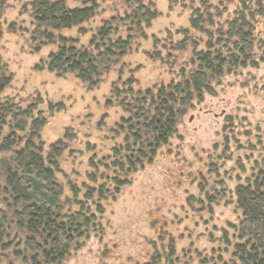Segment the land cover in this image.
I'll list each match as a JSON object with an SVG mask.
<instances>
[{
    "label": "rangeland",
    "instance_id": "374dc122",
    "mask_svg": "<svg viewBox=\"0 0 264 264\" xmlns=\"http://www.w3.org/2000/svg\"><path fill=\"white\" fill-rule=\"evenodd\" d=\"M31 1L8 0L1 20L0 56L13 76L2 98L12 99L22 109L41 102L35 114L47 121L41 132L45 152L62 142L57 178L64 187V199L72 198L71 186L80 190L78 200L83 202L84 186L97 192L104 185L108 193L104 200L95 194L87 201L100 204L103 214L97 216L96 229L62 264H149L155 255L162 257L161 264H230L234 246L240 243L237 230L242 220L235 193L254 182L264 160V11L251 21L256 40L252 61L233 69L192 103L176 135L152 163L119 177L110 164L114 150L124 145L117 125L127 115L121 108L108 106L114 100L113 85L122 87L133 80L135 91H146L179 82L196 53L206 50L208 35L216 39L227 22L241 12L248 14L246 6L254 11L255 3L144 0L143 5L151 6L157 17L137 36L119 65L89 90L74 75L58 77L36 69L57 46L35 51ZM66 1L70 8L82 6V2ZM95 1L98 10L93 20L58 35L87 47L104 22L130 13L126 0ZM204 2L210 6L212 20L205 27L208 35L191 29V20ZM11 24H15L14 34L8 31ZM186 32L194 43L176 51V43L188 38ZM0 132L5 136L8 129ZM102 162L111 168L104 172L100 167L102 174L92 183L89 175L96 172L92 163ZM118 178L124 182L122 187L108 182Z\"/></svg>",
    "mask_w": 264,
    "mask_h": 264
},
{
    "label": "trees",
    "instance_id": "16d2710c",
    "mask_svg": "<svg viewBox=\"0 0 264 264\" xmlns=\"http://www.w3.org/2000/svg\"><path fill=\"white\" fill-rule=\"evenodd\" d=\"M73 1L82 2V6L70 8L66 0H32L28 4L35 25L31 41L38 44L35 51L46 45L57 46L56 52L41 62L43 67L38 65L36 69H46L58 77L74 75L92 90L129 54L134 40L150 26L157 13L151 6H144V0H126V11L130 13L104 22L84 47L77 40L58 34L90 22L97 16L98 8L95 0ZM7 2L0 0V38ZM251 2L255 3L254 11L246 6L248 14L241 12L227 22L216 39L205 31L212 20L210 6L202 3L191 20V29L208 35L206 50L196 53L191 68L181 74L179 82L146 91H135L133 80L122 87L120 83L113 85L114 100L108 106L121 108L127 115L117 125L118 135H124V145L114 150L115 160L110 164L119 177L130 176L152 163L176 135L179 122L192 103L212 91V85L233 69L246 67L252 61L256 40L251 21L263 13L264 5L263 0H250V5ZM8 31L14 34L15 24ZM191 43L194 41L189 34L176 43L175 50L183 51ZM12 82L13 76L0 56V131L8 129L5 136L0 132V263L62 264L96 229L97 216L103 214V209L100 204L88 205L87 201L95 194L104 200L107 187L103 185L96 192L84 186L83 202L78 200L80 190L71 186L72 198L64 199V187L57 178L62 142L45 152L41 132L47 121L35 114L41 102L22 109L12 99H3ZM111 166L92 163L96 172L89 175V180L95 183L96 176L102 174L100 167L105 172ZM101 179L107 180L105 175ZM108 182L114 187L124 185L119 178ZM235 195L242 220L237 230L240 243L234 246L230 264H264V160L254 182L238 187ZM161 263L159 255L149 262Z\"/></svg>",
    "mask_w": 264,
    "mask_h": 264
}]
</instances>
